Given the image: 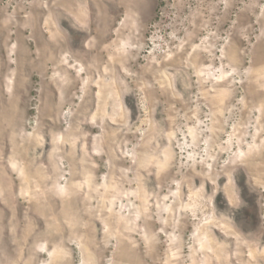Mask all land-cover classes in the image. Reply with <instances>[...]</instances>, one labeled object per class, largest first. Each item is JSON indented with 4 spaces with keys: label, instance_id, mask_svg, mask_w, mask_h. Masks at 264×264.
Masks as SVG:
<instances>
[{
    "label": "rangeland",
    "instance_id": "rangeland-1",
    "mask_svg": "<svg viewBox=\"0 0 264 264\" xmlns=\"http://www.w3.org/2000/svg\"><path fill=\"white\" fill-rule=\"evenodd\" d=\"M0 264H264V0H0Z\"/></svg>",
    "mask_w": 264,
    "mask_h": 264
}]
</instances>
